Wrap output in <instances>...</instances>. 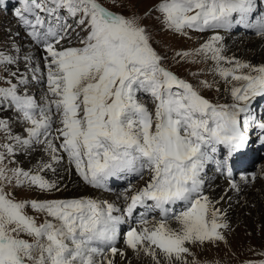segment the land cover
Returning <instances> with one entry per match:
<instances>
[{"label":"snow or ice","instance_id":"1","mask_svg":"<svg viewBox=\"0 0 264 264\" xmlns=\"http://www.w3.org/2000/svg\"><path fill=\"white\" fill-rule=\"evenodd\" d=\"M17 3L14 16L42 51L46 93L41 104L22 92L18 85L28 80L18 71L11 73L15 83L3 79L8 86L0 87V110L14 108L26 132V138L14 135L0 119V134L9 141L0 144V264H117L118 255L126 258L116 246L121 236L127 250L151 264H200L191 246L227 243L221 230L229 225L204 192L205 167L215 163L238 189L232 182L236 159L251 144L264 147V115L255 108L264 98V65L225 56L219 34L194 51H177V63L210 60L211 71L232 84V102L213 104L165 65L142 20L158 13L165 29L184 37L241 26L264 38L256 0H160L144 17L114 12L104 0ZM73 33L76 46H69ZM17 59L0 53V66ZM23 59L27 65L31 57ZM200 86L211 87L207 81ZM36 145L44 146L47 161L29 171L8 168L17 146L30 152ZM221 146L226 152L216 159ZM65 155L92 188L107 191L110 179L129 175L144 183L121 193L123 208L90 197L17 200L6 190L61 191L58 180L43 173L56 174ZM257 179H264V165L243 177L246 184Z\"/></svg>","mask_w":264,"mask_h":264},{"label":"rangeland","instance_id":"2","mask_svg":"<svg viewBox=\"0 0 264 264\" xmlns=\"http://www.w3.org/2000/svg\"><path fill=\"white\" fill-rule=\"evenodd\" d=\"M159 2L160 0H119V4L113 7L112 0H104L105 6L114 12L122 13L125 16L136 14L137 16L140 17H144V14L149 12L150 9H153L154 6ZM3 15L4 17L2 18V15L0 14V45L3 46V48L4 47L8 48L9 47V45L7 44L8 39L9 38L11 39V37L14 36H12L13 34H11L12 30H9L8 32V29L12 27L11 23L9 22V19H7L9 14L5 13ZM158 17H159L158 13L152 12L149 16L143 18L142 23L144 26H146V28L149 30V32L152 35L153 46L161 55L166 56L167 59L165 60V65L169 67V69L173 71L176 75H178L180 78L185 79L188 82L192 83L194 86L198 87L201 95L204 96L213 104H230L232 102V97H231L232 84L226 83L225 81L222 82L221 78L217 77V75H215L211 71L212 68L210 66L209 61L199 62L200 60L199 57H192L189 59L188 62L180 61L179 63H177L176 60L173 59L177 51H190V52L194 51L195 49L199 48L200 45L206 41L207 38H205L202 34L196 32H190L191 34H189L188 37L173 34L164 28ZM13 18L17 20L15 17ZM16 25L18 26V29H20L19 31H17L18 37H15V43L18 45V47L14 49L15 52L13 54H9V55L10 56L13 55L14 58H18L17 64H22L24 62L23 57L26 55V53L24 52L30 49V47L27 46L26 38H28V36L24 28L20 26L19 22H17ZM77 31H79V29H77ZM80 35L83 36L84 33L81 32ZM69 46H76L75 33H73L72 44ZM32 54H35V52L33 51ZM192 60H196L197 62L193 63L191 62ZM6 68L4 69V75L0 74V87L8 86L7 84L2 82L3 79L12 80L14 78L10 75L12 73V69L9 68V70L7 71ZM5 72H7L6 75ZM193 73H196L197 75L193 76L192 75ZM200 81H207L208 84L211 85V87L200 86ZM43 84L45 88L44 89V95H45L46 93L45 82ZM222 88H224L225 90V91L223 90V93L221 92ZM22 92H25V90L24 91L22 90ZM34 92L35 90L33 91L32 94L35 97ZM143 101L144 102L147 101L148 106L150 108L152 107L149 97L144 96ZM38 103H41V101L39 100ZM13 112H15V114L13 115L14 118L18 119L16 121H14L12 118L9 119L8 117L9 113L4 114L5 121H7L10 124L9 126H16L17 123L18 124L23 123V125L25 126L24 122L20 121L22 119L20 118V115H18V113L14 110V108H13ZM0 119H2V116H0ZM1 136L3 137L4 135L2 134ZM3 139H5V137H3ZM24 152H28V151H24ZM225 152L226 151L221 146V153L224 154ZM5 163L7 164L8 168H14L17 167L18 165V167L22 168L25 171L30 170L28 168H23V164L21 165V162L19 160H16L15 164L10 163L8 160H6ZM261 165H264L263 158L259 159L258 167H260ZM255 171L259 172V168ZM255 171L253 170V172ZM72 172L75 176L73 178H76L84 187L87 188L91 187L79 180L78 178L79 176L73 168H72ZM62 175L63 174H59L58 177H61ZM131 179H132L131 185L134 186V189L141 187L144 183L142 180L139 179V177L134 175H132ZM263 181L264 179H257L255 181L256 184L252 183L254 186L253 185L251 186V190L248 193L249 194L248 198L246 199V203L243 204V209L238 214L239 216L237 215L234 220H231L229 214L227 215L225 221L228 223L229 228L227 230H221L223 231L226 237L227 243L224 242L206 243L203 246H191L195 259L198 260L200 264H250V262L251 264H258L259 261L264 260V255H261V253H264V183ZM259 186L262 187L260 188ZM7 191H12L15 197L17 198V200H22V199L44 200L45 198L73 199V198L84 197V195H81L82 193L79 191L74 192L69 190H65V191L61 190L59 192L48 194V193H40L37 191H33L28 189L27 187L14 189L11 186H9V188H7ZM210 197L212 201L216 200L215 197L213 196ZM120 200L123 204L122 207H124L125 202L122 198V195L120 196ZM257 208H259L258 212H255L253 214V212L256 211ZM26 211L28 212L29 215L36 217L38 223L41 222V220L43 219V217L40 214L35 213L31 209H27ZM245 219L247 220L245 221ZM141 258L146 259V257H144L143 255H141ZM192 258L193 257H189L188 259L191 260ZM130 263L139 264V260L137 261L135 260V258L128 259V257L124 258V264H130Z\"/></svg>","mask_w":264,"mask_h":264},{"label":"bare ground","instance_id":"3","mask_svg":"<svg viewBox=\"0 0 264 264\" xmlns=\"http://www.w3.org/2000/svg\"><path fill=\"white\" fill-rule=\"evenodd\" d=\"M261 12H263V7L261 6L260 1L256 0V14H259ZM237 27L242 31L247 29V28H244L241 26H237ZM11 34L14 35V32L11 31ZM189 34H191V33H189ZM213 34H219L222 37V44L224 47V55L225 56H227L229 58H235L236 60H239L241 62H248V63H251L252 65H256V66L264 65V38H261L260 36L256 35L255 31H252L251 29H249L248 35H244L243 33H238L236 36L234 35V33L227 35V34L222 33V32H215V33L211 32V33H209L207 39ZM22 36H24V35H22ZM27 53H28L27 55L30 56V51H28ZM209 62H210V66L212 68L213 62L210 60H209ZM225 66L227 67V65H225ZM217 77H219V76L217 75ZM221 81L224 82L223 79H221ZM36 85H37V87H39L38 84H36ZM223 90H224V88L221 89L222 93H223ZM228 90H230V89H228ZM37 91H38V93H40L42 91V89L35 90L34 93H35V99L36 100H37L36 96L38 95V94H36ZM263 101H264V98H257V100L255 102V108L256 109L259 108L260 104H262ZM8 108H11V107H8ZM9 112H10V114H8L9 119L12 118L14 121H16L14 116H13V111L10 110ZM258 114L264 115V111L258 112ZM20 121H22V120H20ZM12 124H14V123H12ZM10 128H11L12 133L14 135H22L23 137L26 138V132H24L25 126L23 125V123H19V124L17 123L16 126H10ZM253 146H254L253 144H251V146H249V148L245 151V154L243 155V157H247V156L251 157L253 154L256 153L257 154L256 156H258L257 157V160H258L260 158L259 156L264 155V149L261 147V145L259 143H256L254 148H253ZM19 156H20L21 165L23 164V168H28L30 170H33L39 162L48 160V156H47L46 152L44 151L43 145H36L34 147V149L31 150L30 152L29 151L28 152H22ZM222 156L223 155L218 152L216 154V159H221ZM240 157H242V156H239L238 159H236V161H235L236 171H235L234 177L232 178V182L236 183L238 185V189H232L230 187L228 179H226L225 175H222L219 171H217V167H216L215 163L208 164L205 167L204 192L206 195L209 196V198H211L210 196H213L216 198V200H213V202H215L216 208L220 210L221 215L224 217V219L227 218L228 214H229L231 220H234L236 218V216L243 209V204L246 203V199L248 198V195H249L248 193L251 190V186L253 185V184H249V183L246 184L244 182L243 177L246 175H249L250 173H249V171H243L242 164L245 165V162L248 161L246 166H248L250 169L253 170L258 165L257 160L255 161V159H254L252 161H249L247 158L246 161L243 163V162L239 161ZM72 168L75 170L74 167H71L67 163V157L65 155L64 160L61 162L60 165L57 166L56 174H53V173H51V171H49V172L43 173V175H45V177L47 179L58 180L60 188L63 191H65V190L74 191V192L79 191L82 193L81 195H84V197H90V198L101 200V201L106 200L108 202L114 203L117 207H119V205H120V201L118 198L119 193H118V190L116 189V185L114 184V182L118 183L119 185H123L125 183H128V180H131V177H126L123 179H116V178L110 179L109 182H107L108 190L105 191L103 189L84 187L76 178H73L75 176L72 172ZM259 169H260V167H259ZM236 172H238V176L236 175ZM59 174H63V175L61 177H58ZM78 178L82 182L81 178L80 177H78ZM263 183H264V181H263ZM254 184H256V182H254ZM259 187L261 188L262 186H259ZM45 199H47V198H45ZM248 205H249V203H248ZM248 205H246V206H248ZM259 208H261V207H259ZM259 208H257L256 211L253 212V214L255 212H258ZM138 211H140V210H138ZM247 211H249V210H247ZM117 214H119V213H117ZM153 215H156V214L154 213ZM246 220L247 219H245V221ZM128 227H129V225L127 223L124 225H121V232L123 233L124 231H126ZM116 246L122 250H125L126 257H128V259H134L135 258V260H137V261L139 260V264H151L150 258H148V257H146V259H143L141 257L138 258L135 256V254L131 250H127L124 243H123V237L122 236L118 240ZM116 261H117V264H124V258L120 257L119 255L116 257Z\"/></svg>","mask_w":264,"mask_h":264}]
</instances>
